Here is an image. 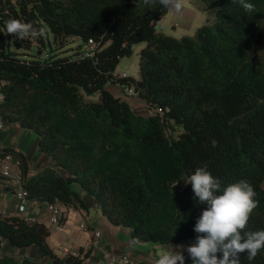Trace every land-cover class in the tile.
Masks as SVG:
<instances>
[{
    "label": "trees",
    "instance_id": "trees-1",
    "mask_svg": "<svg viewBox=\"0 0 264 264\" xmlns=\"http://www.w3.org/2000/svg\"><path fill=\"white\" fill-rule=\"evenodd\" d=\"M197 1L214 22L175 37L156 28L169 11L158 2L0 0V116L35 133L61 169L29 175L26 156L4 147L20 157L30 198L87 210L85 192L138 243L195 242L193 229L207 205L184 180L172 187L206 165L223 185L253 186L259 204L247 230H264V0H246L251 12L232 0ZM9 18L44 32L15 39L6 32ZM90 38L97 45L89 57ZM140 41L146 42L140 77L115 74ZM109 82L130 86L132 94L122 88L154 112L136 113ZM50 235L45 222L0 213V264H43L4 253V239L36 245L54 264H86L92 248L59 256ZM239 255L249 264L247 252ZM251 264H264V250Z\"/></svg>",
    "mask_w": 264,
    "mask_h": 264
},
{
    "label": "crops",
    "instance_id": "crops-1",
    "mask_svg": "<svg viewBox=\"0 0 264 264\" xmlns=\"http://www.w3.org/2000/svg\"><path fill=\"white\" fill-rule=\"evenodd\" d=\"M1 99L2 94L0 93ZM0 144L2 147H11L21 151L26 156L29 165V175L35 174L46 167L61 172L55 160L40 149L37 135L26 128H22L17 123L5 122V128L0 130ZM83 195L88 209L75 205L62 207L65 213L64 221L62 228L57 229L48 221L50 212L45 203L30 200L27 202V211L20 213L18 206L23 200L17 197L13 187L0 181V213L5 216L22 215L33 220L45 222L51 228L48 242L59 256L67 253L79 254L82 248L84 251L92 248L90 255L85 258L86 264H108V257L111 254H126L133 259L139 260L140 264H155L158 255L169 244L156 242L132 244L133 238L130 228L113 224L101 212L92 195L85 192H83ZM97 231L100 232L99 237L95 236ZM194 243L192 241H180L171 244L174 246L180 244L189 246ZM66 248L69 249L68 252L65 251ZM2 251L18 260L27 256L43 264H54L49 257L41 256L40 250L36 245L29 248H21L12 245L8 239H4ZM184 255L186 258L188 257L186 251Z\"/></svg>",
    "mask_w": 264,
    "mask_h": 264
},
{
    "label": "clouds",
    "instance_id": "clouds-1",
    "mask_svg": "<svg viewBox=\"0 0 264 264\" xmlns=\"http://www.w3.org/2000/svg\"><path fill=\"white\" fill-rule=\"evenodd\" d=\"M157 2L166 11L176 13H180L183 6L182 0H143L148 7ZM232 3H239L246 12L254 10V5L246 0H232ZM5 27L9 36L20 40L38 38L44 32L42 27L16 18L6 20ZM180 180L191 184L194 198L207 207L194 226L193 231L198 234L195 243L189 246L169 243L155 264H185V251L192 264H241L239 254L244 252H247L246 259L251 264L264 250V230H247L250 216L259 204L253 186L246 180L223 185L206 165L197 167L187 179L175 181L172 188ZM138 242L137 239L132 240V244Z\"/></svg>",
    "mask_w": 264,
    "mask_h": 264
},
{
    "label": "rangeland",
    "instance_id": "rangeland-1",
    "mask_svg": "<svg viewBox=\"0 0 264 264\" xmlns=\"http://www.w3.org/2000/svg\"><path fill=\"white\" fill-rule=\"evenodd\" d=\"M182 5L180 13L169 10L165 16L156 21L155 25L158 31L175 37H182L183 35H194L198 27L207 22H214L213 16L205 12L197 0H182ZM145 45V41L135 43L132 54L120 58L115 74H119L120 76L126 74L128 78L134 77L138 79L140 77L139 51ZM262 52L264 53V46ZM108 88L116 95H123L133 105L136 113L148 116L154 112L153 109L146 106L144 99L125 92L121 83L109 82ZM92 99L98 100L99 96H95ZM189 262L190 260L186 258L185 264Z\"/></svg>",
    "mask_w": 264,
    "mask_h": 264
},
{
    "label": "built area",
    "instance_id": "built-area-1",
    "mask_svg": "<svg viewBox=\"0 0 264 264\" xmlns=\"http://www.w3.org/2000/svg\"><path fill=\"white\" fill-rule=\"evenodd\" d=\"M96 42L93 39H89L85 45L84 54L85 56H92L94 54V49L96 47ZM121 77H126L124 74ZM127 89L129 94L133 93V88L124 84L122 85ZM5 128V121L0 116V130ZM25 176L21 171V159L18 155L10 152H6L4 147L0 144V181H3L6 184H9L11 187L15 189L16 195L19 199H22L23 202L19 204L18 211L23 213L27 211V202L28 201H35L40 202L36 199H32L29 197L27 188L25 186ZM46 207L50 212L48 221L51 225L55 226L57 229H61L63 225V217L65 213L63 209L58 204L54 203H46ZM29 220V217L25 216ZM96 237L100 236V232L97 231L95 233ZM66 252L69 251L68 248L65 249ZM141 262L137 259H133L129 255H115L111 254L108 257V264H140ZM192 264V263H188Z\"/></svg>",
    "mask_w": 264,
    "mask_h": 264
}]
</instances>
